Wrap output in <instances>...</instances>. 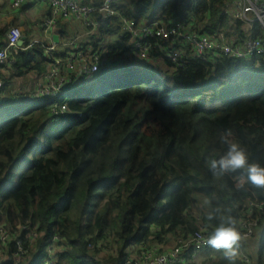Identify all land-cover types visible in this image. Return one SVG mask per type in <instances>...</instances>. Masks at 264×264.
<instances>
[{
	"label": "trees",
	"instance_id": "obj_1",
	"mask_svg": "<svg viewBox=\"0 0 264 264\" xmlns=\"http://www.w3.org/2000/svg\"><path fill=\"white\" fill-rule=\"evenodd\" d=\"M225 2L118 0L116 14L94 13L98 23L80 46L123 60L67 86L66 100L58 98L67 109L59 115L49 112L54 98L9 91L20 77L42 74L49 56L38 43L10 49L13 62L0 71V224L11 236L0 264H39L53 235L60 237L57 264H124L130 248L200 226L215 229L221 219H207L213 209L237 225L246 199H264V188L252 185L245 170L214 174L205 162L219 159L231 141L249 163L264 166V53L176 67L156 49L139 59L121 32L122 16L191 21L208 35L242 37L245 24L223 14ZM6 28L0 27L1 46ZM19 224L37 225L39 237L36 249L16 261L17 241L28 246ZM257 229L248 240L257 235L255 264H264V222ZM103 247L111 251L100 257ZM202 254L200 264H228L222 251L208 246Z\"/></svg>",
	"mask_w": 264,
	"mask_h": 264
},
{
	"label": "built area",
	"instance_id": "obj_2",
	"mask_svg": "<svg viewBox=\"0 0 264 264\" xmlns=\"http://www.w3.org/2000/svg\"><path fill=\"white\" fill-rule=\"evenodd\" d=\"M45 3L49 13L36 21L34 26L43 31L50 29L61 18L72 15L83 19L85 25L93 29L98 21L94 13L102 16L116 14L113 5L118 0H100V4L85 3L84 0H11L10 8L19 9L25 2ZM223 14L245 24L242 37L237 39L227 37L223 30L213 35L199 32V25L191 21H175L169 24L162 20L138 23L134 19L120 17L121 32L126 33L132 40L133 53L139 59L146 61L152 49L170 60L176 67L183 66L188 60H202L213 62L216 57L249 59L264 53V0H226ZM19 31L20 36H14ZM258 31L259 33H255ZM19 25H9L5 32V45H0V71L9 66L13 59L9 56L11 48L25 49L38 43L49 56L47 69L40 75H34L33 84L25 88L14 84L10 89L12 96L30 95L36 98L50 97L55 101L51 105L50 115H59L66 111L65 101H59L67 86L81 83L83 79L99 71L104 65L122 61V57L107 58L104 53L92 48L77 46L73 49L59 50L53 40L45 44L42 40H31L19 44L22 36ZM234 34L233 36H235ZM27 43V44H26ZM26 44V45H25ZM31 77V76H30ZM4 81L0 77V94ZM237 227L241 231L244 242L254 236L259 223L264 222V199L248 198L238 211ZM18 230L24 232V239L28 246L17 241L15 253L16 261L21 255H26L35 246L39 237L37 225H17ZM213 230L200 226L187 235L176 236L170 233V242L149 243L137 248H130L124 264H189L208 247L204 240ZM11 234L5 223L0 224V260L4 258L5 246ZM60 237L53 235L45 248V256L39 264H57L58 242ZM106 247H103V249ZM105 251V249H104ZM111 251V250H109ZM239 264H255V257L243 247H239Z\"/></svg>",
	"mask_w": 264,
	"mask_h": 264
},
{
	"label": "clouds",
	"instance_id": "obj_3",
	"mask_svg": "<svg viewBox=\"0 0 264 264\" xmlns=\"http://www.w3.org/2000/svg\"><path fill=\"white\" fill-rule=\"evenodd\" d=\"M14 36H20L19 31H14ZM222 142L227 141V137H221ZM227 151L219 157V159L209 158L205 162L214 171V174H226L237 170H245L247 179L252 185L258 188H264V166L257 163H249V157L246 150L236 142L227 141ZM239 188L244 187V182L238 184ZM220 218L221 222L215 227L214 231L208 235L204 243L217 250L222 251L228 264H236L239 255V247L244 239L239 228L236 226L235 220L231 218H223L219 209H213L208 212L207 219L209 221Z\"/></svg>",
	"mask_w": 264,
	"mask_h": 264
},
{
	"label": "crops",
	"instance_id": "obj_4",
	"mask_svg": "<svg viewBox=\"0 0 264 264\" xmlns=\"http://www.w3.org/2000/svg\"><path fill=\"white\" fill-rule=\"evenodd\" d=\"M10 1L11 0H0V27L7 25L8 22L19 25L23 30L26 42L31 40H46L49 42L50 39L53 40L52 34H57L58 42L56 43L58 45V49L66 50L80 46V42L84 41L90 34L91 29L85 25L83 19L72 15L67 18L59 19V21L65 23L67 28L66 33H63L61 27L57 24V21L47 31L39 30L34 26V23L47 15V5L45 3H34L33 5L38 4L36 5L38 6L37 16L34 17L29 14V8L23 9L20 7L19 9H11L9 6ZM33 19H35L33 24H27L28 20L32 21ZM26 78H28V75ZM251 240L252 239L244 241L242 243V247L253 257H256L257 247L252 246ZM166 241L170 242L169 234L167 235Z\"/></svg>",
	"mask_w": 264,
	"mask_h": 264
},
{
	"label": "rangeland",
	"instance_id": "obj_5",
	"mask_svg": "<svg viewBox=\"0 0 264 264\" xmlns=\"http://www.w3.org/2000/svg\"><path fill=\"white\" fill-rule=\"evenodd\" d=\"M29 2V1H28ZM36 5H38V4H35V5H31L30 7H29V14L30 15H32V16H37V8H38V6H36ZM27 19V18H26ZM25 19V20H26ZM35 21V19H33L32 21H30V20H28V22H27V24H33V22ZM11 24H14V23H10V22H8L7 23V27L9 26V25H11ZM16 25V24H15ZM22 30V29H21ZM22 33H23V30H22ZM30 38V37H29ZM26 42V41H25ZM33 79H34V77H30V75H28V78H26V77H20L19 79H18V82L16 83L17 85H19V86H22V87H25V88H30L31 86H32V84H33ZM66 98H67V93L64 91V93L63 94H61L60 96H59V99L60 100H66ZM27 163H28V161L27 162H24L23 164H21V166H19V167H17L16 169H15V174H14V179L16 180V178L18 177V174H19V172L27 165ZM257 235L255 236V237H253L252 238V246L253 247H256L257 246ZM36 248H35V246H33L30 250L31 251H34ZM105 249V251L104 250H102L101 252H99V255H100V257H102V256H104V254L106 253V251H108L109 250V248L108 247H106V248H104ZM250 250V249H249ZM248 250V251H249ZM104 251V252H103ZM206 259V256H205V254H202V255H200L198 258H197V260H196V262H195V264H200L201 262H203L204 260Z\"/></svg>",
	"mask_w": 264,
	"mask_h": 264
},
{
	"label": "water",
	"instance_id": "obj_6",
	"mask_svg": "<svg viewBox=\"0 0 264 264\" xmlns=\"http://www.w3.org/2000/svg\"><path fill=\"white\" fill-rule=\"evenodd\" d=\"M52 39L54 42H58V36L57 34H52ZM23 40H25V36L23 35L21 40L19 41V44H22Z\"/></svg>",
	"mask_w": 264,
	"mask_h": 264
}]
</instances>
